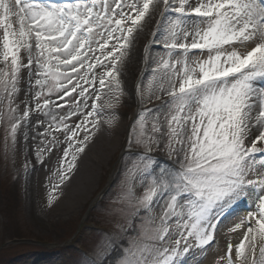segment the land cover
<instances>
[{"label":"snow or ice","instance_id":"1","mask_svg":"<svg viewBox=\"0 0 264 264\" xmlns=\"http://www.w3.org/2000/svg\"><path fill=\"white\" fill-rule=\"evenodd\" d=\"M158 9L163 17L177 18L171 27L158 24L163 43L150 41L164 54L153 53L151 73L164 72L170 102L163 120L157 109L141 113L137 123L144 136L140 146L149 152L163 147L174 163L163 175L152 173L150 190H139L132 206L142 211L134 216L131 238L114 245L120 254L113 264H181L194 244L213 243L217 224L237 202L252 201L242 221L245 240L264 241V0H0V104L14 117L7 134L15 145L17 135L24 134L21 125L27 129L30 122V102L23 116H16L13 104L26 71L27 88L38 90L33 100L40 103L33 112L65 137L58 143L42 130L48 144L36 155L43 163L45 149L67 145L61 182L71 178L98 123L97 105L89 101L119 97L117 66H123L135 34L143 31L142 22L152 18L150 10ZM191 18L197 22L187 23ZM233 46L244 51L238 54ZM193 52L207 58L190 61ZM57 105L68 109L62 117ZM149 115L156 119L145 126ZM145 163L152 165L154 158ZM155 208L160 215L146 233L145 217ZM236 259L264 264V244L259 255L253 246L245 256L241 243Z\"/></svg>","mask_w":264,"mask_h":264},{"label":"rangeland","instance_id":"2","mask_svg":"<svg viewBox=\"0 0 264 264\" xmlns=\"http://www.w3.org/2000/svg\"><path fill=\"white\" fill-rule=\"evenodd\" d=\"M52 2L59 4L62 0ZM161 11L158 10L147 27L145 22L148 20L142 22L143 31L135 34L136 39L128 49L123 66H117L121 83L119 97L107 103V96H102L100 101H89V104L95 102L97 105L94 121L98 123L88 133L91 139L75 161L76 166L79 161L84 167L90 165L86 170L90 173L85 185L71 188L73 172L70 179L61 182L59 169L67 145L51 151L45 149L41 155L43 163L37 161L36 155L48 144V140L40 135L42 130L50 132L58 143L65 137L49 127L47 117L33 112V107L40 103L33 100V93L38 90L27 88L26 71L21 73L20 91L13 104L16 116H23L25 102H30V122L27 129L21 125L24 134L17 135L15 145L7 134L14 117L7 104H0V264H105V261L113 264L120 254V249L114 245H122L131 238L134 216L142 211V208L132 206L137 202L139 190H150L156 179L152 173L163 175L174 163L163 147L152 146L149 152L140 146L144 136L137 123L141 113L160 109L159 117L163 120L168 112L164 107L170 102L167 77L164 72L152 74V63H144L146 47L150 49L149 59L153 53L164 55L159 48L150 45V41L163 43L165 34L158 24L171 27L177 19L163 17ZM189 59H195L193 53L189 54ZM179 70L178 66L176 71ZM68 100L74 103L72 97ZM57 108L61 117L68 111L59 105ZM102 116L108 122H102ZM112 117L119 121L122 131L114 135L113 145L106 142L108 151L100 154L97 147L101 132L97 129L100 125L101 130L103 123L108 126ZM154 119V115L146 116L145 126ZM83 137L84 133H81L79 138ZM139 153L143 155L134 159ZM149 158H154L152 165L145 163ZM159 215L160 209L155 208L145 217L146 233L151 231L152 220Z\"/></svg>","mask_w":264,"mask_h":264},{"label":"bare ground","instance_id":"3","mask_svg":"<svg viewBox=\"0 0 264 264\" xmlns=\"http://www.w3.org/2000/svg\"><path fill=\"white\" fill-rule=\"evenodd\" d=\"M159 10V9H158ZM157 10V12H158ZM156 13H151V19L145 22V26L153 21L154 17L157 15ZM190 20H195V18H191ZM189 21V20H188ZM187 21V23H188ZM196 21V20H195ZM151 24V23H150ZM183 27V25L181 26ZM158 35V34H156ZM150 40H148L149 42ZM180 43V41H179ZM235 50L238 51V54L244 51V49L239 48V46H233ZM249 51L251 49H248ZM194 60L203 61L207 58V54H201L197 52H193ZM151 62V59H149ZM102 122H108L104 116L101 117ZM111 121V122H110ZM109 123L111 127L103 123L102 126L104 128L100 130V125L98 126V131L101 132L98 142L97 151L100 154H104L108 150L106 149V142L108 144H112L115 142L114 135L117 131H122L119 121L116 118L112 117ZM105 130V131H104ZM107 130V132H106ZM258 160V159H257ZM79 161L77 168L73 170L72 184L71 188L77 187L76 185H85L86 178H89V173L87 174V169L90 166L85 165ZM169 168V167H168ZM88 175V176H87ZM70 189V188H69ZM256 197L253 196V200ZM249 201L245 202H237L234 207L227 211V214L220 219L219 223L215 231L213 232V243L205 246L204 248H198L195 244L187 251L186 255L182 256L181 264H229V258L231 259L232 264H240V261L236 259L237 250L241 243L245 245V256H248L250 249L254 246L257 250V254L260 251V247L264 244V241H261L259 238H256L253 241L252 237H249L248 240H245V236L247 235V225L242 224V221L250 214L249 212ZM64 203V202H63ZM231 248V255L229 257V249Z\"/></svg>","mask_w":264,"mask_h":264},{"label":"clouds","instance_id":"4","mask_svg":"<svg viewBox=\"0 0 264 264\" xmlns=\"http://www.w3.org/2000/svg\"><path fill=\"white\" fill-rule=\"evenodd\" d=\"M111 127V126H110Z\"/></svg>","mask_w":264,"mask_h":264}]
</instances>
